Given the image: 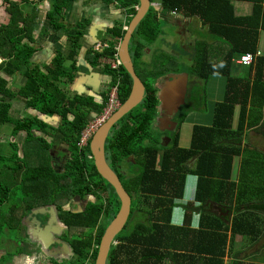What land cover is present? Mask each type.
I'll return each instance as SVG.
<instances>
[{
  "label": "trees",
  "instance_id": "16d2710c",
  "mask_svg": "<svg viewBox=\"0 0 264 264\" xmlns=\"http://www.w3.org/2000/svg\"><path fill=\"white\" fill-rule=\"evenodd\" d=\"M53 1L54 9H59L60 3L66 0ZM162 1L164 9L172 11H189L190 7L196 5H202L200 10L203 11L204 6L214 3L215 8L230 13L232 25L242 24L245 20L233 17L231 0ZM250 1L256 5L264 3V0ZM122 3L126 9H130L132 18L137 15L140 0H122ZM4 5L11 16L8 24L0 28V34H6L5 38L0 39V47L9 43V48L17 55L12 61L0 65V73H23L28 82L19 94L27 97V106L50 116L58 115L62 121L59 126L45 129L47 124L38 115L19 119L17 129L12 134L25 132L22 145L9 142L13 153H0V238L4 234L11 238L17 226L23 229V218L31 211L55 207L61 212L71 235V248L77 256L73 264H86L87 261L97 263L106 233V227L101 225V232L97 235L105 214V204L100 207L99 203H93L85 213L80 214L70 213L65 207L79 194L98 197L107 185V188L115 191L114 199L117 201L115 212L107 216L114 220L121 210L122 203L116 190L102 177L95 160L90 158L93 155L92 142L83 149L79 147L82 131L89 123L86 106H99L101 113L109 96L105 97L102 104L82 96L68 99L51 82L52 79L58 81L66 73L69 74L68 81L74 80L75 71L73 74L72 71L77 62L71 67L72 70H67L65 64L68 59L78 55L81 48L79 36L74 37L75 51L72 55L69 58L58 57L52 67L46 70L52 79L39 77L37 71L28 67L34 50L23 43L25 38L32 40V34H26V31H31L37 24L36 17H25L15 0H4ZM257 14L260 16L262 11L257 9ZM202 15V19L207 22L204 12ZM53 22L51 26L57 30L63 25L58 20ZM20 23L22 26H19ZM143 25L137 30L138 33ZM110 33L117 39H124L127 31H124L123 26H117ZM247 33L258 34L255 29ZM134 38L131 52L138 75L147 85V95L142 104L114 126L107 143V156L111 166L122 178L124 174L127 178H135L134 185L129 180L126 182V190L134 196L137 204L132 208L131 224L129 222L112 247L108 264H258L249 260L259 257L264 261V151L245 143L250 135L249 130L257 129L264 145V55L258 56L254 62L258 68L253 79H237L231 69L225 70L233 54L227 56V64L218 70L228 81L224 98L212 105L213 122L211 125H194L190 146L182 147L180 132L174 141L168 143L160 141L154 131V127L160 130L156 127L160 100L154 82L159 78H154L152 71L158 55L149 66L141 68L139 63L148 45L144 39L138 43ZM255 51L233 50L240 52L241 56ZM114 54L107 53L109 57ZM218 70L207 66L205 60L199 62L198 80L202 82L209 78V72L219 73ZM112 71L116 72L115 77L125 78L120 91L123 104L131 94L133 78L124 66ZM7 85L8 80L0 75V125L6 122L16 124V119L10 115L11 102L5 98H12L17 93ZM205 86L202 82L189 87L187 103L179 113L182 119L179 127L183 126L192 108L206 106ZM16 130L19 132L15 133ZM38 131L52 135L54 141L49 142L44 135L36 134ZM61 139L68 142V153L73 157L64 175L56 173L51 164H29V153L32 157L46 153L51 163L50 150ZM193 159L196 161L194 165L191 163ZM121 169L124 174L120 172ZM191 176L196 178L194 199L183 204ZM182 207L185 219L182 225H176L175 211ZM237 237L246 241L239 250L234 249ZM93 248L95 252L92 253Z\"/></svg>",
  "mask_w": 264,
  "mask_h": 264
},
{
  "label": "crops",
  "instance_id": "0c3cea01",
  "mask_svg": "<svg viewBox=\"0 0 264 264\" xmlns=\"http://www.w3.org/2000/svg\"><path fill=\"white\" fill-rule=\"evenodd\" d=\"M15 1L25 17H36L37 20V24L32 27L31 31H26V34H32V40L23 39V43L32 46L34 50L33 55L29 58L28 67L37 71L39 77L43 76L48 80L52 79L46 70L52 67L58 57L69 58L72 55L75 51L74 42L76 38L74 39V37L79 36L80 40L78 43L81 48L78 51V55L75 58L68 59L65 64L67 70H72L71 67L77 62L76 68H73L72 71V74L75 71L73 74L74 80L68 81L69 74L66 73L64 74L66 76L60 77L58 81L52 79L51 82H54L60 92L68 99L82 96L102 104L105 97L109 96V91L116 85L114 79L119 81L118 76L115 77L116 72L112 71L114 70L112 65L116 54L120 56L123 39H117L110 31L117 26H123L124 31H127L131 21L135 18H132V14L129 13L130 9H126L122 0H66L60 3L59 9H54L53 0ZM230 6L234 18L245 19L242 24L236 23L232 25L230 13L226 10L215 8L214 3L210 6H204L203 11L200 10L202 5L190 7L189 11L185 9L182 11H172L164 9L162 0H150L147 16L141 23L144 25L139 33L138 31L135 32L134 36L137 35V37L134 38L133 36V38L137 41L139 34H143L144 42L148 45L145 49L146 53L139 63L141 68L148 65L158 55L156 64L152 70L153 77L159 78L158 82H156L157 87H162L170 75L188 74L189 87L195 83L201 84L203 82L206 85V92V87L211 82L214 87L221 88L219 98L214 103L221 101L224 98L228 80L227 77L221 74L222 71L218 69L222 68L226 63L227 56L231 54H233L232 61L228 64L226 63L228 67L225 70L229 71L231 69L234 74L233 76L237 79L254 78L256 68H258L257 64L253 63L250 66L239 64L240 52H233V50L238 49L242 51L251 49L253 52L256 50V53H261V56L264 55V3L256 5L254 1L250 0H231ZM141 7L142 3L140 0L137 11ZM257 9L262 11L260 16L257 14ZM203 12L206 18H208L207 22L202 19ZM10 16L11 12L8 11L7 13L4 0H0V28L2 25L8 24ZM17 16L19 17L20 13ZM53 20L63 23L59 30L51 26L54 24ZM21 24L19 26H22ZM256 24L258 26L255 27ZM13 27L11 25L12 31H14ZM167 27L171 28L172 31L170 32ZM254 29L257 30L258 34L247 33ZM5 35L0 34V39L5 38ZM164 36H168V39H163ZM151 42H157L158 44L156 43L154 46L152 43L150 45ZM98 43H108L111 47L110 49L97 51L95 46ZM10 46L11 44L8 43L0 47L3 50L2 52L0 51V65L3 62L12 61V58L17 55V53L13 52V49L9 48ZM108 52H115V56L109 57L107 55ZM161 52L167 54H161ZM253 52L247 53L256 54ZM185 58L190 63H193V65L187 68V70L181 71L180 66L183 64ZM204 60L207 66H213L219 73L211 74L209 72V78L202 80L200 83L198 80L200 78L198 67L199 62L202 63ZM159 74L161 77H159ZM0 75L8 80V88L17 93L12 98H5L6 101L11 102L10 115L16 119V124L6 122L0 125V143L3 142L1 140H6L7 137L10 138L7 142H18L21 146L25 138V132L18 133L19 131L16 130L15 133L18 134L12 133L17 129V121L27 117L38 115L40 119L44 120V124H47V127H44L45 129L50 126H59V123L62 121L60 116L49 115L51 118L44 119L41 116L44 113L36 110L35 107L27 106V97L19 94L28 82L23 73L16 72L9 75L1 72ZM118 81L117 83L121 85V91L125 78L122 77L120 82ZM11 85L15 89H12ZM161 89L158 90L161 91ZM213 106H211V110H213ZM86 107L89 122L100 114L99 106ZM238 114L239 106L236 108L237 119ZM72 118H75V116H72ZM212 122L213 115L210 122L208 121V124L204 125H211ZM36 134L44 135L49 142L54 141L52 135H45L40 131ZM7 142L2 144H7ZM68 145V142L64 139L55 143L56 147L60 148V150L63 148L66 152H69ZM102 223H105V219ZM28 228L31 231L30 225L25 224L24 233H26ZM7 243H15L17 248L7 247L5 245ZM71 243L70 239L67 240L65 244L69 246V249L64 251V253L62 252L61 255H57V261H62V264H73L77 260V256H75L76 254L73 253L71 248ZM34 249L36 250V248ZM14 252L16 253L14 254ZM91 252H95V249L93 248ZM8 258L10 259L7 261ZM0 264L48 263L42 258L36 257L28 250H24L23 246H19L16 241L5 242L2 240V242L0 241ZM86 264L96 263L87 261Z\"/></svg>",
  "mask_w": 264,
  "mask_h": 264
},
{
  "label": "water",
  "instance_id": "95a60500",
  "mask_svg": "<svg viewBox=\"0 0 264 264\" xmlns=\"http://www.w3.org/2000/svg\"><path fill=\"white\" fill-rule=\"evenodd\" d=\"M142 7L139 8L137 15L131 21L130 26L127 29V34L122 40V46L120 51V57L123 61L124 67L129 72L133 78V87L131 94L127 101L108 119V121L100 127L98 132L95 134L91 147L92 153L94 156L96 167L102 177L110 183L116 190L120 200H121V210L117 217L111 222L108 226L106 233L103 237L99 256L96 264H108L109 256L112 250V247L117 239V237L126 229L129 224L132 216V208L134 205V200L131 194L124 187L122 180L118 173L112 168L108 161L107 156V143L110 137V134L114 126L122 120L128 113L134 110L137 106L143 103L147 95V85L143 79L138 75L136 70V65L134 63L133 55L131 52V43L135 32L138 30L142 21L147 16V10L150 6V0H141ZM164 82V81H163ZM189 92V75L188 74H178L170 75L164 82L163 88L159 91V100L160 107L159 112L165 110L167 114L168 121L163 116L164 123L170 124L164 129H175L177 125L173 121V118L178 114L180 108L187 103V95ZM163 113V115H165ZM44 119L49 118L47 114H41ZM51 118V117H50ZM170 121V122H169ZM161 127V126H160ZM170 140H168L169 143ZM42 213L43 216H49L50 220L46 226V232L48 234L55 233L54 227L59 226L58 215L54 207H51L49 211L45 208L36 209L33 211L32 215ZM31 215V217H32ZM37 225L40 222L36 219H32ZM41 227H38V232L41 235ZM47 242V246H51V242L46 238H43V241ZM58 248H53L58 252H61V249L64 251L69 249V246L66 245L62 240L57 242Z\"/></svg>",
  "mask_w": 264,
  "mask_h": 264
},
{
  "label": "flooded vegetation",
  "instance_id": "af4514ba",
  "mask_svg": "<svg viewBox=\"0 0 264 264\" xmlns=\"http://www.w3.org/2000/svg\"><path fill=\"white\" fill-rule=\"evenodd\" d=\"M161 88H163V86L160 88L158 87V89H161ZM157 94L159 96V90H158ZM181 108H180V111H181ZM180 111L178 112V114L180 113ZM165 112L166 111L164 110L163 113H165ZM159 113H160V115H159L158 121H157V123L159 122V124H160L159 127L161 126L163 129L166 128V126L168 127V125H169V127L170 126L172 127L171 123L170 124L168 123V124H166V126H164L163 116L166 118V121H168V117H167L168 113H165V115H163L162 111H160ZM177 115L173 118L174 122H176ZM177 125H179V123H177ZM166 130L170 131L171 129H166ZM54 146L50 150L51 166L53 167V169L56 173H58L60 175H64V172L66 171V168L68 166H70L69 163L72 161L73 157L68 152H66L65 149L61 148L62 150H60V148H58L56 146L54 147ZM110 165H112V164H110ZM114 170L116 171V169H114ZM120 172L123 173L124 170L121 169ZM117 173L120 176L124 187L127 189L126 182H128V178L126 177V175L124 173H123L124 178L121 177L119 172H117ZM114 194H115V191L107 188V185H105L104 190L100 193V195L98 197L93 198L91 196H84L82 194L76 195L72 199V201H70L66 205L65 209L67 211H69L70 213L80 214V213H85L89 209L91 204H93V203H96V204L99 203L100 207H102L103 204H105V207L103 206L105 214H104V217L102 218L101 223L98 227L99 232L97 235H99L101 232L100 226L104 225L106 227V230H107L108 226L110 225V223L112 221L111 218L109 216H107V214L110 215V213H114L116 208H117V201L114 199ZM132 197H133L134 206H135L137 204L136 203L137 201L134 198V196H132ZM41 208H45L47 211H49L51 209V206L50 207H41ZM41 208H37V209H41ZM33 211H31L29 214H27L23 218L24 226H25V224H29L31 231L28 228L26 233H24V230H23L24 228L20 229V227L17 226L15 229V240L14 241H16L19 246L24 247L27 245V246H31L32 249L36 248V250L34 249L33 251H29V252L33 253L36 257L38 256L39 258H42L48 264H62V261H57V259H58L57 255L58 254L61 255L62 252L64 253V249H61V252H58L57 250H54L53 248H55V249L58 248L57 242L59 240H62L63 242L67 243V240H69V238H71V235H70L69 229L65 226V223L62 220L61 212H58L56 210L57 215H58V220H59L58 221L59 226L54 227L55 233L53 234V237H50V236H52V233L48 234L46 232V226L48 224V221L50 220L49 216H47V215L43 216L42 213L32 215ZM219 211H220V209H219ZM31 215H32V217H31ZM33 218H36L40 222V224L37 225L35 222H33V220H32ZM104 219H105V223L103 224L102 222ZM39 226L42 229V230H40L41 235L38 232ZM43 238H46L47 240H49L52 245L47 246V242L45 240L43 241Z\"/></svg>",
  "mask_w": 264,
  "mask_h": 264
},
{
  "label": "rangeland",
  "instance_id": "374dc122",
  "mask_svg": "<svg viewBox=\"0 0 264 264\" xmlns=\"http://www.w3.org/2000/svg\"><path fill=\"white\" fill-rule=\"evenodd\" d=\"M167 29L170 30V32L172 31L171 28H168ZM169 35V34H167ZM144 36L140 35L138 36L137 38V42L139 43V41H141V39H143ZM163 39H168V36H164ZM153 42L150 43V45L152 44ZM157 43V42H156ZM156 43L154 42L152 45H156ZM158 44V43H157ZM161 54H167V53H164V52H161ZM193 63H190L187 58L184 59V62L183 64H181L180 68H181V71H184V69L187 70V68H190V66H192ZM147 78V77H146ZM148 80V78H147ZM154 82H157V81H154ZM201 83V82H200ZM11 88L12 89H15L14 86L11 85ZM221 90V88L219 87H214L211 82L208 84V86L206 87V95H205V103H206V106L203 107V108H198L197 106L195 108H192L188 114V118L185 120V123H183V126H176L175 129H171L170 131L166 130V129H163L162 127H159V122L157 123L158 121V117L160 115V113H158L156 115V127H159L160 130H157L155 127H154V131L156 132V135L157 137L160 139V141H169V143H171V140L174 141L175 137L178 135V133L180 132L181 134V137H180V141H181V146L182 147H189L190 146V142H191V134H192V129H193V126L194 125H197V124H208V121L210 122L211 120V117H212V110H211V106L213 105V103L215 102V100H217V98H219V91ZM217 93V94H216ZM221 100V99H220ZM159 107H160V103L158 105V112H159ZM179 120H180V114L177 115L176 117V123H179ZM180 122H182V119L180 120ZM210 125V124H209ZM164 126H166V124L164 123ZM179 127V128H178ZM3 130H4V127H3ZM50 130V129H49ZM257 129H253V130H249L250 131V135L247 136V139H245V143L247 144H251L252 147L255 145L258 149L264 151V145L262 144V136H261V133H257L256 132ZM14 138V137H13ZM16 138V137H15ZM253 138V139H252ZM249 139V140H248ZM8 140H10V138H7L6 137V140H1L3 142L1 143H6ZM257 142V143H256ZM40 143V142H39ZM262 145V147H261ZM8 150V151H7ZM21 153V151H19ZM0 153L1 154H4V155H11L13 152H12V148L10 147V144L9 142H7V144H3L0 146ZM28 162L30 165L32 166H37L38 164L40 165H43V166H48L49 164V160H48V155L45 154H39V156H35V157H32L29 153V156H28ZM191 163L194 165L196 163L195 159H193L191 161ZM128 180L130 181L131 184H135V178L133 177H128ZM195 186H196V178H193V176L190 177L189 179V185L186 189V195H185V199L182 201L183 204H187V202H190V201H193L194 199V192H195ZM139 220V217L137 218ZM184 219H185V211H184V208H178L176 211H175V216H174V223L176 225H182L183 222H184ZM131 224V222H130ZM7 231V230H6ZM7 233V232H6ZM14 232L11 234V238L7 239V235L4 234L3 235V239H1L0 241L2 242L5 241V242H9V241H14L15 240V235H13ZM235 242L234 243V249H241L242 247H244L246 241H243V239L241 237H237L235 238ZM7 245V247H12V248H17V246L15 245V243H12V244H5ZM24 250H28V251H33L32 247L31 246H27V247H23ZM253 250V249H251ZM250 250V252H251ZM16 252H14L15 254ZM10 258L7 259V261L9 260ZM229 258L226 259V262H228ZM249 262H255V263H258V264H263L262 262H264L262 260V257H259V258H253L251 260H249ZM66 264V263H65Z\"/></svg>",
  "mask_w": 264,
  "mask_h": 264
},
{
  "label": "built area",
  "instance_id": "2783aa9c",
  "mask_svg": "<svg viewBox=\"0 0 264 264\" xmlns=\"http://www.w3.org/2000/svg\"><path fill=\"white\" fill-rule=\"evenodd\" d=\"M110 47L111 45H109L108 43H98L96 44L95 49L97 51H101L102 49H110ZM260 55L261 53L259 52L256 54L246 53L239 58L238 63L243 66H250L256 61V58ZM112 66L114 70H120L124 66L123 61L118 54H116ZM121 78L122 76L119 77L118 82H120ZM115 84L116 85H114L109 91V100L104 110L97 117L91 120L83 130L79 143L80 148L83 149L87 147L90 142H92L95 134L98 132L100 127L104 125L108 121V119L112 117V115L122 106V101L120 97L121 85H119L117 82ZM90 158L94 160L93 155H91Z\"/></svg>",
  "mask_w": 264,
  "mask_h": 264
},
{
  "label": "clouds",
  "instance_id": "9594fccd",
  "mask_svg": "<svg viewBox=\"0 0 264 264\" xmlns=\"http://www.w3.org/2000/svg\"><path fill=\"white\" fill-rule=\"evenodd\" d=\"M123 104H124V103H123ZM123 104H122V105H123ZM114 244H115V243H114Z\"/></svg>",
  "mask_w": 264,
  "mask_h": 264
}]
</instances>
